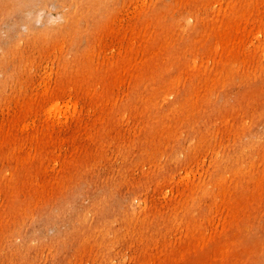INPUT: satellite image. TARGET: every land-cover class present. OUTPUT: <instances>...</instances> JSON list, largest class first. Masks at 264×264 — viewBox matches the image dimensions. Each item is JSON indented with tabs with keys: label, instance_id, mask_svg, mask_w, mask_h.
<instances>
[{
	"label": "rangeland",
	"instance_id": "obj_1",
	"mask_svg": "<svg viewBox=\"0 0 264 264\" xmlns=\"http://www.w3.org/2000/svg\"><path fill=\"white\" fill-rule=\"evenodd\" d=\"M14 1L0 264H264V0Z\"/></svg>",
	"mask_w": 264,
	"mask_h": 264
},
{
	"label": "bare ground",
	"instance_id": "obj_2",
	"mask_svg": "<svg viewBox=\"0 0 264 264\" xmlns=\"http://www.w3.org/2000/svg\"><path fill=\"white\" fill-rule=\"evenodd\" d=\"M26 1L27 0H18L17 4H15L16 0L14 1V3L12 4V10H14V14L19 13L20 10L22 11L25 9ZM80 1H82L81 5H83V4L88 5L87 11L83 13L87 18H89V16L91 15L90 13L94 12L95 10H97L103 6L106 7L109 4L108 0H106V1L105 0H80ZM173 105H174V101H170V107H172ZM52 106L53 107H51V109H53V111L58 110V104L57 103H54ZM260 110H261V108H257L255 110V112L260 111ZM53 111L51 110V112H53Z\"/></svg>",
	"mask_w": 264,
	"mask_h": 264
}]
</instances>
